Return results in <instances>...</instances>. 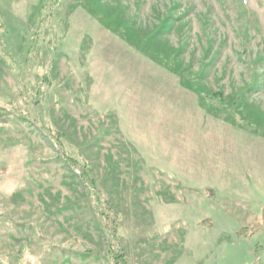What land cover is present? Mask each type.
<instances>
[{
	"label": "rangeland",
	"instance_id": "obj_1",
	"mask_svg": "<svg viewBox=\"0 0 264 264\" xmlns=\"http://www.w3.org/2000/svg\"><path fill=\"white\" fill-rule=\"evenodd\" d=\"M161 23L150 46L257 126L118 33ZM263 133L264 0H0V264H114L109 238L127 264H264Z\"/></svg>",
	"mask_w": 264,
	"mask_h": 264
},
{
	"label": "trees",
	"instance_id": "obj_2",
	"mask_svg": "<svg viewBox=\"0 0 264 264\" xmlns=\"http://www.w3.org/2000/svg\"><path fill=\"white\" fill-rule=\"evenodd\" d=\"M86 9H89L86 7V5L80 4ZM114 16V15H113ZM115 17V16H114ZM102 21V19H101ZM103 24L107 27H110V25L105 24L103 21ZM164 23H161V25L157 26L156 32L154 35H151L148 33L145 36L143 34H138L137 32H129L128 34L125 31H119V35L127 41V43L131 44L138 50L142 51L143 54L149 56L154 62L164 66L165 68L169 69L170 71L174 72L175 74H178L180 76L181 84L185 87H188L190 90L195 92L201 99V103L205 108H207L210 112L213 114L221 117L223 120L227 122H232V123H238L239 120H237V115L239 116L240 120L244 123L249 122V126H257V122L255 121V112L251 110V108L248 107H243L244 103L242 104L243 98V93H239L237 96L233 97L231 100L224 101L223 98L221 97V93H215L210 96H207L206 92L204 89L199 88V87H194L193 83H191V77L197 78L195 74H190L191 77H186L185 73L187 70H185L182 65L180 66L179 64L175 63L176 57H177V51L174 50L171 52L165 53L164 51L161 50V48L156 47V46H150V42L153 43L156 38L159 37V33L164 29L165 26H163ZM133 26L131 23H124L121 24L120 26ZM111 28V27H110ZM160 30V32H159ZM150 38V39H149ZM137 40V41H134ZM219 99L220 106L219 104L214 105L211 103L213 98ZM211 101V102H210ZM236 114V115H235ZM246 115H248L251 118H254V122H250L248 118H246ZM260 117V116H259ZM239 125H243L238 123ZM247 125V123H246ZM245 126V125H244ZM59 133V132H58ZM264 136V133L262 134ZM61 134H55L54 138L58 141L59 146H58V151L61 153L60 158L62 157V154L64 152V145L61 139ZM65 162L70 163L72 167H79V164L75 159L69 158V161L65 160ZM81 169H84V176H83V181L85 182V188L87 191H89L91 201L90 203L92 204V207L98 206V210L96 212H100V215H106L107 217L112 210V202L108 198L104 197L101 193L100 190L98 191V181L95 179V176L93 174L92 168L89 169V166L82 165L80 166ZM87 169V170H86ZM100 209V210H99ZM112 222H114V218L112 219ZM111 222V223H112ZM113 224V223H112ZM111 230H115V227H109ZM113 233V232H112ZM115 233H113L112 237H115ZM111 237V238H112ZM108 252L113 251V259H114V264H127V258L125 257L124 251L122 248L117 244L112 241V239L109 238L108 242ZM89 254V253H87ZM92 254H89L91 256ZM96 257H98V254H95Z\"/></svg>",
	"mask_w": 264,
	"mask_h": 264
}]
</instances>
